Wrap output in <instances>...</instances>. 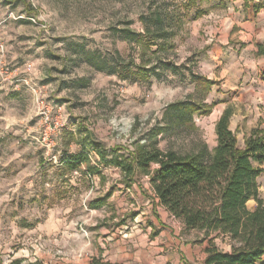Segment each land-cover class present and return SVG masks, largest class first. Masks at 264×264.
<instances>
[{
    "label": "rangeland",
    "instance_id": "374dc122",
    "mask_svg": "<svg viewBox=\"0 0 264 264\" xmlns=\"http://www.w3.org/2000/svg\"><path fill=\"white\" fill-rule=\"evenodd\" d=\"M235 1L0 0V93L18 90L22 97L15 101L18 126H9L8 131L0 129V140L7 136L8 141L26 144L19 148L24 163L4 162L5 154L19 152L0 148V262L8 263L13 253L29 258L34 237L25 233V238L13 241L11 236L18 237L21 232V227L13 223L20 214H36L38 220L43 219L46 206H54L55 217L61 219L56 212L62 202L69 201V244H77L76 236L90 238L93 243L101 235V227L109 229L116 217L119 221L133 220L141 212L145 213L143 217H156L157 204L147 177L135 175L132 182H124L120 169L100 166L106 178L101 184L97 178L83 179L84 167L64 169V162L67 155L82 150L87 136L109 158L128 156L135 144H144L165 126L168 105L190 97L199 101L205 89L197 87L191 76L207 79L209 74L221 71V67L209 65L213 59L211 40L230 26V18L237 12ZM157 10L167 18L166 25L172 27L166 30L174 36L165 46L163 41H152L142 59L139 47L129 45L122 31L143 34L142 18ZM158 49L156 56L153 52ZM118 54L136 65L151 61V67L159 66L160 60L170 62L180 71H163L160 80L135 82L91 66L92 61L111 66ZM208 93L203 104L211 106L206 102ZM207 109L193 116L196 132L160 135V149L171 147L186 153L202 143L214 149L213 110L206 115ZM86 151L99 155L91 147ZM24 171L31 176L25 177L26 185L20 187L18 173ZM109 194L112 196L106 201ZM259 196L264 201V175L259 178ZM102 198L105 206L93 211L90 204ZM16 205L18 211L14 210ZM38 205L44 207L39 213L35 209ZM255 206L254 200L248 203L249 209ZM87 234L89 237H84ZM200 234L193 233L186 239L192 242ZM226 243L217 239L219 247ZM43 245L54 249L62 245L61 234ZM58 251L51 260L63 262L61 259L67 257L61 249Z\"/></svg>",
    "mask_w": 264,
    "mask_h": 264
},
{
    "label": "trees",
    "instance_id": "16d2710c",
    "mask_svg": "<svg viewBox=\"0 0 264 264\" xmlns=\"http://www.w3.org/2000/svg\"><path fill=\"white\" fill-rule=\"evenodd\" d=\"M166 20L157 10L142 18L143 34L123 30V38L129 45L139 47L143 59L152 47V41H163L165 46L174 36L173 32H167L166 29L172 26L166 25ZM159 49L153 54L157 56L162 50ZM151 63L136 65L118 54V60L111 66L93 61L91 66L99 72H108L135 82H146L151 78L160 80L163 71L175 74L180 71L179 66L170 62L160 60L159 66L149 67ZM191 81L197 87L204 86L203 97L199 101L190 97L186 101L168 105L164 113L165 126L158 128L144 144H135L134 152L128 156L114 155L109 158L99 152L100 145L87 136L81 152L67 155L64 164L70 170L84 167L85 172L91 175L97 171L90 166L86 151L87 147H91L99 153L100 165L120 169L124 182H132L135 175L147 177L159 205L180 220L186 232L197 231L209 239L205 264H264V201L259 196L258 184L264 169L255 165L264 164V128L253 130L245 141V147L240 148L236 134L229 127L233 110L228 107L216 123L217 145L214 149L210 150L206 143L186 153L177 152L171 147L166 150L159 147L160 135L196 132L193 116L206 107L205 113L209 115L214 108L213 105L203 104V99L215 83L197 75H192ZM127 186L130 184L127 183ZM251 200L256 202L254 209L248 208ZM104 203V199L94 201L90 208L98 210ZM219 238L228 239L230 252L216 245L215 240ZM7 264L46 263L16 258ZM95 264L111 263L97 261Z\"/></svg>",
    "mask_w": 264,
    "mask_h": 264
},
{
    "label": "crops",
    "instance_id": "0c3cea01",
    "mask_svg": "<svg viewBox=\"0 0 264 264\" xmlns=\"http://www.w3.org/2000/svg\"><path fill=\"white\" fill-rule=\"evenodd\" d=\"M234 4L237 12L231 16L230 26L220 32L216 40H211L213 45L210 51L213 59L210 60L209 65L222 69L218 75L212 73L207 77L208 80L218 84L212 86L206 97V102L209 105H215L210 115L214 132L216 123L223 112L228 107L232 108L233 115L229 127L236 134L239 147L244 148L245 141L251 132L257 128H264V0H253V2L236 0ZM17 91L6 90V92L0 93L1 130L8 131L9 126H18L20 117L15 113L17 107L15 101L22 97ZM6 137L0 140V148L10 147L19 154H5L7 157L2 160L9 163H22L24 156L20 154L19 148L26 144H21L19 141H8ZM80 152L81 150L70 155ZM88 155L90 159L97 157L98 166H93L90 161V166L97 171L91 175L83 174V179L97 178L101 184H104L106 178L99 170L100 166L103 167L99 164V156L92 153ZM255 165L264 169V164L256 163ZM63 168L66 169V165ZM77 173L75 171V174ZM18 174H20V182L17 184L20 187L25 186L24 178L30 177L31 174H28V171ZM120 174L123 178L122 172ZM46 185L48 186L47 183ZM26 188H30V186H26ZM126 191L130 193L131 188L126 187ZM111 196L109 194L106 201ZM155 201L158 209L156 217H143L144 212H141L133 220L119 221L116 217L109 223V229L101 227L99 232L101 235L96 236L93 243L90 238L76 236L77 239H74L78 240L77 244H69V201L65 204L62 202L61 208L56 212L61 214V219L55 217L54 206H46V209L43 210V205H38V208L35 209L38 213L43 210L44 218L38 220L36 214H20V219L16 218L13 225L21 227V234L19 233L18 237L15 234L11 236L13 241L16 238V241L19 242L26 237H23L25 233L32 235L34 237L32 241L35 242L34 251L30 253L29 258L21 257V254L13 252V257L10 258L11 260L16 258H26L29 261L39 260L46 264H95L97 261L111 264H205L209 239H205L204 234L201 233L200 238L190 242L186 238L198 232H186L182 222L160 206L157 199ZM105 203L101 208L105 206ZM26 207L22 206L21 208ZM18 209L19 205H16L14 210L18 211ZM122 218L125 219L124 215ZM60 234L62 245L55 249L52 246H42V243L48 244L51 239ZM84 237L89 236L87 234ZM225 240L227 242L225 247H219L217 239L215 243L221 250L230 252L231 247L228 239ZM59 249L67 258L61 259L63 262L52 261L51 259L55 258Z\"/></svg>",
    "mask_w": 264,
    "mask_h": 264
},
{
    "label": "built area",
    "instance_id": "2783aa9c",
    "mask_svg": "<svg viewBox=\"0 0 264 264\" xmlns=\"http://www.w3.org/2000/svg\"><path fill=\"white\" fill-rule=\"evenodd\" d=\"M55 128H56V127H55ZM90 161H91V164H92L93 166H98V160H97V157H91Z\"/></svg>",
    "mask_w": 264,
    "mask_h": 264
}]
</instances>
